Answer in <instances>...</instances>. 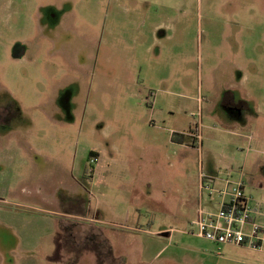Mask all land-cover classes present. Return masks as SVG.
<instances>
[{
  "label": "rangeland",
  "instance_id": "1",
  "mask_svg": "<svg viewBox=\"0 0 264 264\" xmlns=\"http://www.w3.org/2000/svg\"><path fill=\"white\" fill-rule=\"evenodd\" d=\"M201 173L264 224V0H0V264L213 245Z\"/></svg>",
  "mask_w": 264,
  "mask_h": 264
},
{
  "label": "built area",
  "instance_id": "2",
  "mask_svg": "<svg viewBox=\"0 0 264 264\" xmlns=\"http://www.w3.org/2000/svg\"><path fill=\"white\" fill-rule=\"evenodd\" d=\"M214 201L216 209L203 206V194ZM199 204L197 218L189 231L184 232L205 239L218 246L230 245L264 252V224L257 220L242 182L209 179L199 175Z\"/></svg>",
  "mask_w": 264,
  "mask_h": 264
},
{
  "label": "crops",
  "instance_id": "3",
  "mask_svg": "<svg viewBox=\"0 0 264 264\" xmlns=\"http://www.w3.org/2000/svg\"><path fill=\"white\" fill-rule=\"evenodd\" d=\"M230 99L233 107L236 106L234 98L230 96ZM184 232L185 231H178L176 229H170L169 231H160V233L162 234H168V236H170V239L172 237V234H186ZM197 238L202 239L199 237ZM202 240L207 241L205 239ZM207 242L211 243L209 241ZM166 251L168 252V262H166V264H172V261L174 260L176 264H183L181 262L183 255L189 258L192 261V264H259V262H261L262 260V255L264 256V252H253L246 248L235 247L230 245L218 246L216 244H198L193 246L168 245L164 247V249L159 253ZM243 254L245 256H242ZM184 261H186V259H184L183 262ZM262 263L264 264V262Z\"/></svg>",
  "mask_w": 264,
  "mask_h": 264
}]
</instances>
